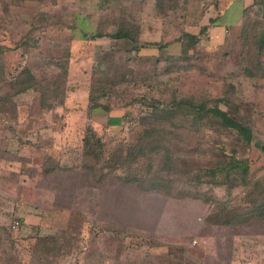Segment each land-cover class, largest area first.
Instances as JSON below:
<instances>
[{"label":"rangeland","instance_id":"rangeland-1","mask_svg":"<svg viewBox=\"0 0 264 264\" xmlns=\"http://www.w3.org/2000/svg\"><path fill=\"white\" fill-rule=\"evenodd\" d=\"M5 2L0 0V72L8 78L23 67L37 74L44 70L63 90L64 103L50 96L47 103H56L54 107L41 105L42 87L47 86L43 80L42 85L12 98V104L22 105V116L37 124L19 122L18 109L12 104L11 112L0 113L4 160L0 167V264L262 262L264 220L246 219L244 214L250 209L244 207L243 187L204 183L199 197L144 192L117 180L115 174L121 171L98 179L74 169L68 158L69 150L80 148L85 128L101 139L107 151L119 143L134 142L142 130L139 117L145 110L140 101L144 94L167 97L175 91L179 96L219 97L232 84L236 98L248 103L252 111L255 142L246 153L250 178L264 184V149L260 148L264 143V74L247 77L244 72L256 66L252 43L217 44L206 37L196 44L185 42L186 33L202 27L201 0H23L14 6ZM192 18L197 22L188 26ZM123 20L140 26L137 44L169 45L137 52L136 43L111 37ZM65 64L67 74L58 75ZM263 67L264 60L259 65ZM95 70L114 82L110 95L101 98L109 112L88 108ZM7 92L0 83V96ZM182 112L174 127L182 152L196 150L208 160L211 152L206 147L217 134L209 128L197 132L192 115ZM230 139L232 135L224 140ZM24 140L28 151L21 152ZM55 158L69 167L50 169ZM223 207L236 208L232 210L242 214L244 221L234 225L208 222L207 215ZM15 220L20 225L12 228ZM48 235H56L57 241L47 252L35 250L33 255L36 238Z\"/></svg>","mask_w":264,"mask_h":264},{"label":"trees","instance_id":"trees-1","mask_svg":"<svg viewBox=\"0 0 264 264\" xmlns=\"http://www.w3.org/2000/svg\"><path fill=\"white\" fill-rule=\"evenodd\" d=\"M22 2L23 0H6L4 4L14 6ZM208 30L207 26H202L196 34L186 33L184 39L187 41L185 42L196 44L201 37H208ZM139 34L138 24L123 20L121 26L111 37L136 43ZM249 42L255 44L250 45L252 46L250 51L253 49L252 58L256 60V66L244 68V72L247 77H259L261 72L264 74V67L259 68L261 61L264 60L262 58L264 41ZM159 43L156 41L136 43L135 50L139 52L141 48L153 47L161 49L169 45V42ZM156 63H159V60ZM67 72L68 67L65 64L58 75H66ZM48 78L49 74L46 71L41 70L37 74L28 67L21 68L8 78L0 72L2 87L10 91L5 96H0V113H9L12 107L18 109L15 103L12 104V98L29 91L35 85H42L43 80L47 82V86L42 87L41 105L48 109L54 107L56 103H47L50 96L53 100L59 97V103L63 104V96H61L63 90ZM91 78L87 95L88 108L91 112L97 108L109 112L111 109L101 102V98L110 95L114 82L105 79L96 70ZM234 90V85L230 84L225 93L219 97L179 96L175 91L167 97L144 94L140 101L145 110L139 117L142 130L134 142H122L107 151L103 148L101 139L97 138L90 128H85L80 148L69 150L68 158L72 162L71 165L74 169H83L98 179L121 171L120 174H115L117 180L125 184H133L144 192H161L170 196L199 197V189L204 183L217 186L226 185L227 188L243 187L244 207L250 209L248 214H244L246 219L259 217L264 220V184L258 178H250L251 168L246 157L249 145L255 142L252 130V111L248 103L236 98ZM182 106L186 109L183 110ZM245 108L246 112H244ZM180 111H183V114L188 112L192 115L195 123L194 130L197 132L203 130L201 132L205 133V129L209 128L217 134V137L212 139L210 145L206 147L211 152L208 160H205L207 156L201 157L199 151L196 150L182 152L180 148L182 140L179 133L174 131V127H178L177 116ZM227 135H232L233 139L226 143L224 139ZM260 148L264 149V143L260 145ZM192 156H198L200 160ZM51 163L50 169L69 167L60 158H55ZM192 190L194 192L191 194ZM232 209L236 210V208L223 207L220 212L219 210L213 212L206 218L212 224L221 225L243 222L242 214L238 215V212ZM56 241V235L37 237L33 255L36 254L35 250H38L39 254L47 252L48 247ZM41 260L40 257L38 261ZM43 260L46 262L45 258Z\"/></svg>","mask_w":264,"mask_h":264},{"label":"crops","instance_id":"crops-1","mask_svg":"<svg viewBox=\"0 0 264 264\" xmlns=\"http://www.w3.org/2000/svg\"><path fill=\"white\" fill-rule=\"evenodd\" d=\"M201 2L199 7L201 6V9L204 10L201 25L207 26L209 29L207 34L208 38H206V40H210L212 43L214 42L217 44L223 42L240 44L241 41L243 43L249 41L260 43L264 41V0H201ZM192 19L194 20L186 23L188 26H194V23L197 22V18ZM224 32H229V35H225ZM196 33V31L193 32V34ZM262 57H264V51ZM18 112L19 122L26 124L32 122L33 124H37L36 121L22 116V105H18ZM28 131L29 133L26 135V139L31 130ZM39 138L38 134H36V139ZM12 139L13 138H10L11 141ZM7 143L9 144V142ZM26 144L24 140L21 146V152L28 149ZM13 155L15 154H12V156ZM2 158L3 156H0V167H4L2 163L4 160H2ZM21 217L23 216H20V219ZM26 221L25 219L24 223H27ZM253 263L262 264L264 260L260 262V260L257 259L254 260Z\"/></svg>","mask_w":264,"mask_h":264},{"label":"built area","instance_id":"built-area-1","mask_svg":"<svg viewBox=\"0 0 264 264\" xmlns=\"http://www.w3.org/2000/svg\"><path fill=\"white\" fill-rule=\"evenodd\" d=\"M20 225V221L19 220H15L12 224V228H17Z\"/></svg>","mask_w":264,"mask_h":264}]
</instances>
